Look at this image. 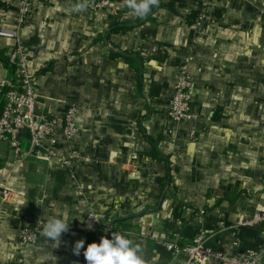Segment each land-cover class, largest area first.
<instances>
[{"label":"crops","instance_id":"0c3cea01","mask_svg":"<svg viewBox=\"0 0 264 264\" xmlns=\"http://www.w3.org/2000/svg\"><path fill=\"white\" fill-rule=\"evenodd\" d=\"M96 1L74 11L78 0H34L20 26L22 0L5 9L0 0V28H18L30 56L37 113L61 120L74 107L79 129L56 149L68 164L31 150L27 131L20 154L0 141V184L22 201H6L0 187V264H87V245L113 232L140 245L145 264H182L165 244H189L201 231L219 251L258 247L264 225L234 235L216 221L264 210V0H159L142 18L126 0L93 10ZM116 24L132 29L112 32ZM15 47L0 37L8 60ZM189 57L197 118L174 128L168 100ZM53 216L70 224L59 245L22 243L26 224Z\"/></svg>","mask_w":264,"mask_h":264},{"label":"built area","instance_id":"2783aa9c","mask_svg":"<svg viewBox=\"0 0 264 264\" xmlns=\"http://www.w3.org/2000/svg\"><path fill=\"white\" fill-rule=\"evenodd\" d=\"M13 0H4L6 8ZM51 0H40V5H47ZM113 0H100L92 4L91 9L103 10L110 7ZM34 0H22L19 25L25 24L36 6ZM264 16V8L260 10ZM19 26V27H20ZM0 37L16 40V47L9 56L10 63L16 67L15 87L11 80L7 79L0 70V97L7 87H12L6 92L3 111L0 116V141L9 142L20 154V135L27 131L30 137V148L39 152L49 159L57 160L62 164H68V160L59 154L56 149L62 140L66 144L74 141L79 134L77 126V110L70 107L60 120L45 114L37 113V86L31 70V62L24 39L19 35L17 29L0 28ZM192 58L185 59L180 65L179 72L175 78L170 98L168 100V118L170 124L176 128L180 124L197 118L193 110L194 92L193 76L188 71V62ZM62 124V125H61ZM61 125V126H60ZM88 161V159H85ZM2 195L6 201L22 203L21 197L14 194L3 184ZM205 210L200 209L198 216L203 217ZM46 222L38 218L26 224L21 230V241L25 245L37 246L45 238L42 233ZM217 231H232L234 235L241 228L257 227L264 225V210L256 211L250 218L240 219L235 224L227 226L222 214L218 215ZM209 236L204 231L197 234L189 244L182 245L177 242H167L165 247L169 252H181L183 254L182 264H264V227L261 230V243L256 248L244 252H223L209 245ZM239 245L238 241L233 243Z\"/></svg>","mask_w":264,"mask_h":264},{"label":"clouds","instance_id":"9594fccd","mask_svg":"<svg viewBox=\"0 0 264 264\" xmlns=\"http://www.w3.org/2000/svg\"><path fill=\"white\" fill-rule=\"evenodd\" d=\"M158 3L159 0H126L127 7L132 10L134 15L141 18L147 16L152 7ZM87 6V0H78L73 6V10L83 11ZM88 227L91 228L92 225L89 224ZM69 228L70 224L67 218L53 216L43 225L41 234L59 245L62 234L67 233ZM84 245L83 239L76 241L73 248L74 255L79 256ZM141 253V246L129 239L127 234L113 232L111 238L102 236L99 243H89L84 249L83 255L87 264H145Z\"/></svg>","mask_w":264,"mask_h":264},{"label":"trees","instance_id":"16d2710c","mask_svg":"<svg viewBox=\"0 0 264 264\" xmlns=\"http://www.w3.org/2000/svg\"><path fill=\"white\" fill-rule=\"evenodd\" d=\"M155 9V6H153V9L151 10V12H153ZM150 12V13H151ZM197 12L194 13V16H196ZM132 29V26L131 25H120V24H116V25H113L112 27V32H119L120 30H130ZM115 55V54H113ZM112 55V56H113ZM128 59H132L130 56H126ZM0 63L4 64L5 67H7L8 69L11 70V72H14L16 70V67L13 66L10 61L5 58L2 54H0ZM11 82L13 83V85L15 87H18V84L16 83V79L15 80H11ZM12 87H7L6 90L3 92V94L1 95L0 97V116H1V113L3 111V106H4V103H5V95H6V92L11 90ZM153 145H155V141L151 138V137H146ZM154 155L160 160V161H163L165 164H168V160L166 158H164V156H162L157 149H154Z\"/></svg>","mask_w":264,"mask_h":264},{"label":"water","instance_id":"95a60500","mask_svg":"<svg viewBox=\"0 0 264 264\" xmlns=\"http://www.w3.org/2000/svg\"><path fill=\"white\" fill-rule=\"evenodd\" d=\"M113 50V49H112Z\"/></svg>","mask_w":264,"mask_h":264}]
</instances>
